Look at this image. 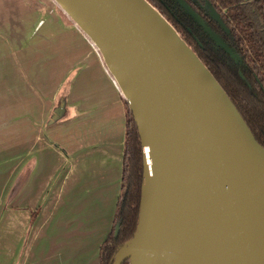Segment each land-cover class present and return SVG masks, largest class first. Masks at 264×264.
Wrapping results in <instances>:
<instances>
[{
    "label": "water",
    "instance_id": "obj_1",
    "mask_svg": "<svg viewBox=\"0 0 264 264\" xmlns=\"http://www.w3.org/2000/svg\"><path fill=\"white\" fill-rule=\"evenodd\" d=\"M56 1L99 49L141 137L139 223L113 264H135L131 250L119 258L131 248L166 264L175 228L199 264H264V147L213 74L147 0Z\"/></svg>",
    "mask_w": 264,
    "mask_h": 264
},
{
    "label": "crops",
    "instance_id": "obj_2",
    "mask_svg": "<svg viewBox=\"0 0 264 264\" xmlns=\"http://www.w3.org/2000/svg\"><path fill=\"white\" fill-rule=\"evenodd\" d=\"M56 0H0V264H101L126 98Z\"/></svg>",
    "mask_w": 264,
    "mask_h": 264
},
{
    "label": "trees",
    "instance_id": "obj_3",
    "mask_svg": "<svg viewBox=\"0 0 264 264\" xmlns=\"http://www.w3.org/2000/svg\"><path fill=\"white\" fill-rule=\"evenodd\" d=\"M177 30L226 91L256 140L264 147V0H147ZM188 4L206 23L197 21ZM208 2L220 14L215 19ZM217 34L237 57L213 38ZM124 174L114 227L100 248L101 264H113L118 250L131 240L138 227L143 150L139 128L127 99ZM118 226V231L116 227ZM122 264H130L126 259Z\"/></svg>",
    "mask_w": 264,
    "mask_h": 264
},
{
    "label": "bare ground",
    "instance_id": "obj_4",
    "mask_svg": "<svg viewBox=\"0 0 264 264\" xmlns=\"http://www.w3.org/2000/svg\"><path fill=\"white\" fill-rule=\"evenodd\" d=\"M145 243L147 246H149L150 240L147 239ZM166 245L169 253L166 264H199L196 258H194L193 255L187 250V241L181 231H179L177 228H175V230H169L166 238ZM129 250L132 251L133 262L135 264H145V259L140 255H136V250L134 248L122 251L119 255V258ZM174 253H179L180 257L176 258V256L173 255Z\"/></svg>",
    "mask_w": 264,
    "mask_h": 264
},
{
    "label": "rangeland",
    "instance_id": "obj_5",
    "mask_svg": "<svg viewBox=\"0 0 264 264\" xmlns=\"http://www.w3.org/2000/svg\"><path fill=\"white\" fill-rule=\"evenodd\" d=\"M61 7V6H60ZM67 16L71 19L72 23L74 24L73 18L66 12ZM77 24V23H76ZM78 25V24H77ZM79 26V25H78ZM80 27V26H79ZM84 32V31H83Z\"/></svg>",
    "mask_w": 264,
    "mask_h": 264
},
{
    "label": "built area",
    "instance_id": "obj_6",
    "mask_svg": "<svg viewBox=\"0 0 264 264\" xmlns=\"http://www.w3.org/2000/svg\"><path fill=\"white\" fill-rule=\"evenodd\" d=\"M93 43V42H92ZM94 44V43H93ZM95 45V44H94ZM96 46V45H95ZM114 81H115V83L117 84V82H116V80H115V78H114Z\"/></svg>",
    "mask_w": 264,
    "mask_h": 264
}]
</instances>
